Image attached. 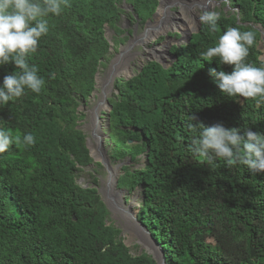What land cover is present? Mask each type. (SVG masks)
Masks as SVG:
<instances>
[{
	"label": "trees",
	"instance_id": "1",
	"mask_svg": "<svg viewBox=\"0 0 264 264\" xmlns=\"http://www.w3.org/2000/svg\"><path fill=\"white\" fill-rule=\"evenodd\" d=\"M68 2L59 16L48 17L49 32L29 59L45 80L41 93L26 90L0 104V129L36 141L0 154V264H155L146 253H130L107 222L99 194L78 185L76 175L93 161L78 108L94 90L98 69L113 59L104 33L123 34V5L132 8L131 24L144 25L158 0ZM221 4L217 33L200 25L188 43L172 46L166 67L143 63L128 79H116L108 99L110 157L143 159L140 169L123 167L117 185L130 193L141 187L137 220L162 247L166 264H264V173L228 167L215 156L208 162L190 149L197 132L188 129L189 116L194 125L264 135V103L221 94L215 73L232 67L201 58L228 27H239L256 33L247 62L264 66L258 49L264 0ZM15 71L13 64L0 66V87Z\"/></svg>",
	"mask_w": 264,
	"mask_h": 264
},
{
	"label": "clouds",
	"instance_id": "2",
	"mask_svg": "<svg viewBox=\"0 0 264 264\" xmlns=\"http://www.w3.org/2000/svg\"><path fill=\"white\" fill-rule=\"evenodd\" d=\"M208 4L209 10L200 14L199 22L206 25L211 33H217L221 12L215 10L213 0H208ZM66 7H70L68 0H0V66L13 64L17 69L3 78L0 104L7 105L9 101L22 97L26 90L37 95L41 93L45 80L38 75V67L29 64V59L37 52L41 38L49 32L48 17L59 16ZM256 43L254 31L241 32L239 27H228L214 47L201 53L202 60H217L233 69L231 73H215L221 94L264 103V66L256 67L247 62L249 50ZM188 119L191 121L188 129L197 132L190 145L195 156L208 162L215 156L225 161L228 167L240 164L253 173H264V135L245 130L241 136L236 128L226 129L220 124L211 127L194 125L195 117L189 116ZM22 142L34 146L36 141L30 133L21 140L10 130L0 129V154L7 152L13 144ZM106 150L111 160L109 148Z\"/></svg>",
	"mask_w": 264,
	"mask_h": 264
},
{
	"label": "rangeland",
	"instance_id": "3",
	"mask_svg": "<svg viewBox=\"0 0 264 264\" xmlns=\"http://www.w3.org/2000/svg\"><path fill=\"white\" fill-rule=\"evenodd\" d=\"M161 1H162L160 7L161 9H164L165 6H168V8L164 11H166V15H167L166 16L167 17L166 20L168 21L167 24H169L170 26L166 28H162L161 30L158 31L159 35L153 37L152 39L146 40L154 32V27H150V32L145 38L146 40L145 43L142 40H138V37L142 33H144L147 24L145 23L144 25H141L138 22L131 24L130 20L126 16V14L131 11L130 9H127L126 14L125 13L122 14L119 22V28L121 29V32L123 31L122 32L123 34L118 35L115 34L114 29L112 30L109 28L106 29L107 32L105 33L107 34L105 33L104 34L109 44V50H111V54L114 57L113 59H115L116 55L119 53V50L121 52L125 51L123 53L122 58H117L115 60V62L117 63L115 65V70H120L123 67L129 68V70L126 73H123V75L121 74V76H126L127 78H129L130 76H132L131 73H133V71H136L138 69L140 63H146L147 61H149V59H157L158 61H162L163 63L168 65L173 60V58L170 55L166 54V52L169 51L172 48V46L175 44L183 45L185 43V37L181 39V35L178 32H185V31L193 32L196 30L197 20H199V16L202 13L200 8L194 7L188 9L186 14H182L181 16H178L177 14H180L181 8L179 7L181 6V4L177 3L175 5H171L172 4L171 2H179V1L177 0H161ZM181 1L185 3V5H188L190 3L189 1L191 0H184V1L181 0ZM122 7H124V5ZM160 8L158 9V11L160 10ZM216 8L222 9V4L220 3L219 5H216L215 10ZM207 10H209V7ZM224 10L225 12L232 11V9L229 7H225ZM158 14L159 12L156 15ZM188 26L190 27L189 29ZM112 39L115 40L118 39L117 42L119 44L118 46L117 45L115 46L116 49L115 51L113 50L112 47L113 46ZM258 48L259 51L261 52L260 59L264 61V41L261 38L258 43ZM151 49L154 51L151 52ZM107 65L109 66V64ZM108 66H106L105 68L98 69L97 86L95 87V93L92 95V98L89 99L88 101L89 105H86V103L85 104L82 103L79 107V112L83 113V115H84L83 110H90L94 107V105L97 102L101 101L102 94H101L100 86L102 83H104L105 80H107ZM110 86L111 84L107 85V89L105 90L104 93V95H106L107 97L110 95V93L113 90V88H110ZM84 105L85 108H83ZM83 118H81V120L78 121V128L82 130V132L86 137H90L89 131L87 129V124H89V121L86 120L82 121ZM99 133L101 134V137L103 133L105 134V129H102V124L99 129ZM88 145L91 148L92 143L88 142ZM108 148L109 147L107 146L106 149ZM109 163L113 167H115L118 164L117 162L112 160H110ZM100 166L101 165L98 164L97 162L92 161V163H90V167L87 170L86 168L83 167L79 169V170L84 169V171H78V174L76 175V183L83 188H87L88 186L96 188L98 191L97 193L99 194L101 200L105 201L108 204L109 202L107 198V193H108L107 187L110 188V184L108 182L109 175L108 174L106 175L105 171H103L105 167L101 169ZM105 170L108 171L106 168ZM96 171H98V174L96 173ZM119 172H120L119 175H121L120 176V180H121V177L123 175L120 169ZM95 174H97V176ZM112 178L113 177L111 176V179ZM122 188H123L122 184L118 188L116 186L117 191L124 190ZM140 193H141V187H137L131 193L126 190L121 191L120 193L118 192L120 201L123 204H126L130 208L132 213L135 212L136 214L138 213V208L141 200ZM122 198L124 199V201L121 200ZM108 205H110V203ZM109 207L111 208V205ZM120 212L122 213H119L111 208V211H109L107 217V222L112 223L117 229H119L120 231L119 238L123 240L124 244L129 249L130 253L139 254V253H144L146 251L152 253L160 252L158 242L152 237L150 233L142 229V226L139 225L138 220L137 219L133 220L132 218L129 219V217L131 216L130 211L120 210Z\"/></svg>",
	"mask_w": 264,
	"mask_h": 264
},
{
	"label": "water",
	"instance_id": "4",
	"mask_svg": "<svg viewBox=\"0 0 264 264\" xmlns=\"http://www.w3.org/2000/svg\"><path fill=\"white\" fill-rule=\"evenodd\" d=\"M196 1H198V0H191V1H189V2H193L194 3L192 5V7H198V6H200V5H196L195 4ZM221 2H222V0H213V3L215 5H219ZM161 3H162V1L161 0H158V4H157V7H156V10L153 13L151 19H148L147 20V22H146L147 25H146L145 31L140 36H142L143 34H146V31L148 29V26L153 23V20L156 17L157 11L161 7ZM171 3H172L171 5L177 4V2H171ZM181 6L179 8H181ZM208 7H209V4L207 3V6H205V7H198V8H200L201 11L203 12L204 10H207ZM167 8H168V6H165L164 7V10H166ZM123 9L125 11H127V9H130L131 10L132 8L130 6L124 5ZM232 11H237V9H232ZM200 25L201 24H200L199 20H197V27H196V30L195 31H193V32H191V31L178 32L181 35V39H183L185 37V43H188L191 35L193 33L198 32V30L200 29ZM259 31L261 33V39L264 41V31H262L261 29ZM105 34H107V33H105ZM140 36L138 37V40H143V38L140 37ZM175 45H179V44H175ZM124 52H121L119 50V53L116 55L115 59H112V61L109 63L108 72H107L108 77H107V80H106L107 82L105 84H103L102 90L104 89L105 85L107 86L108 84H111L110 88H113L114 82L116 81L117 77L118 78H121L122 77L124 80L128 79L126 76H121V74H115V65L117 64L115 62V60L117 58H122ZM166 54L170 55V52L167 51ZM174 58H175V56H174ZM149 61H156L159 64H161L163 67H166V64L165 63H163L162 61H158L157 59H149ZM142 66H143V63H140V69H141ZM97 75H98V73L95 74V81L97 80ZM111 96H112V92L110 93V95L108 97L106 95H103V98L101 99V103L97 106L98 109L96 108V110H95V119L97 121L98 120L101 121L100 118H104V120L107 121V124H108V114H109V111L111 109V105L108 103V99ZM92 137H93V134H91V140H92ZM105 139H107V135L106 134L105 135H102L101 139L98 138L97 150L99 151V154H100V159L99 160H96L93 157V155L91 154V148L88 147L87 144H86V148H87V150L89 152V156H90V158H92L93 162H97V163L101 164L102 166H104L108 170V168L110 167V163H109L110 162V158L108 156V152H107V150L105 148V145H104ZM89 142H91V141H89ZM127 143L128 144H131L132 141H127ZM129 162H130V159H126V161H118V164L115 166V168H118L121 171V168L123 166H128L130 164ZM109 172H110V170H108V174L110 175ZM120 176L121 175H119V173H117V174H115V176L113 177V179L111 181L108 179V182L110 184V187L112 185V188L116 190V186L118 184V180H119V177ZM108 189L110 190L109 187H108ZM121 191H124V190H120L118 192L120 193ZM107 198H108V193H107ZM121 200L124 201L123 198ZM103 203L106 206L107 210L108 211H111L112 206L110 208L109 207L110 205H108L110 202L107 204L105 201H103ZM132 215H133V218L132 219L133 220H136L137 219V214L135 212H133ZM138 223H139V225L142 226V229L144 231H147V229L145 228V226L142 225L141 222L138 221ZM159 249H160V252L152 253V252L146 251L144 253H146L147 255H149L154 260L155 264H166V259H165L164 251H163V249H162V247L160 245H159Z\"/></svg>",
	"mask_w": 264,
	"mask_h": 264
},
{
	"label": "bare ground",
	"instance_id": "5",
	"mask_svg": "<svg viewBox=\"0 0 264 264\" xmlns=\"http://www.w3.org/2000/svg\"><path fill=\"white\" fill-rule=\"evenodd\" d=\"M177 1H179V2H177L178 4H181L182 6H181V9H180V14H177L178 16H181L182 14H186V12H187V10L188 9H191V8H194V7H192V5L194 4L193 2H190L188 5H185V3H183L181 0H177ZM184 1V0H183ZM207 3H208V0H198V1H196L195 2V4L196 5H200V6H198V7H204L205 5H207ZM159 12V14L158 15H156V17H155V20H154V22L152 23V24H150L149 26H148V29H147V31H146V34H143L141 37L143 38V42L145 43L146 42V40H148V39H152L153 37H155V36H157V35H159V33H158V31L159 30H161L162 28H166V27H169L170 25L169 24H167V15H166V11H164V9H161L160 8V10L159 11H157V13ZM174 13V12H173ZM170 14V13H169ZM177 22H178V20H177ZM187 22V21H186ZM186 24V23H185ZM183 25H184V22H183ZM172 26V25H171ZM150 27H154V32H153V34L149 37V38H147L146 40H145V38H146V36L149 34V32H150ZM174 28V27H173ZM188 28H190L189 26H188ZM166 30V29H165ZM164 30V31H165ZM163 31V32H164ZM148 49V48H147ZM153 50L151 49V52H152ZM129 70V68L128 67H123L122 69H120V70H115V74H122L123 75V73H126L127 71ZM100 127H101V122H99V121H96L95 119H93V123H92V125L89 127V130H90V132H92L93 133V137H92V139H93V141L94 142H96V143H98V138L99 139H101V137H100V133H99V129H100ZM91 154L93 155V157L96 159V160H99L100 159V154H99V151L97 150V147L94 145V146H92V148H91ZM108 170H110V175H109V177H108V179H111V176L112 177H114L115 176V174H117V173H120L119 172V169L118 168H115V167H113V166H111L110 165V167L108 168ZM113 179V178H112ZM111 179V180H112ZM110 180V181H111ZM108 188V187H107ZM106 191V190H105ZM107 192H108V202H110V205L112 206V208L115 210V211H117V212H119V213H122V212H120V210H124V211H130V214H131V216L129 217V219L130 218H133V213L131 212V210H130V208L126 205V204H123L121 201H120V197H119V194H118V191H116L115 189H113L112 188V185H111V187H110V190L108 191V189H107ZM131 206V205H130ZM124 214V213H123Z\"/></svg>",
	"mask_w": 264,
	"mask_h": 264
},
{
	"label": "flooded vegetation",
	"instance_id": "6",
	"mask_svg": "<svg viewBox=\"0 0 264 264\" xmlns=\"http://www.w3.org/2000/svg\"><path fill=\"white\" fill-rule=\"evenodd\" d=\"M114 58V57H113ZM108 66V65H107ZM107 81L105 80L104 81V83H102L101 84V86H100V90H101V94H102V98H103V95H104V93H105V90L107 89V86L105 85V87H104V89L102 90V86H103V84H105ZM97 86V83L95 84V86H94V90L92 91V93L90 94V96H89V98H88V100L86 101V102H82L83 104H85L86 103V105H89V99L90 98H92V95L95 93V87ZM81 103V104H82ZM101 103V101H99V102H97L95 105H94V107L92 108V109H90V110H83V112H84V118L82 119V121H84V120H86V121H89V124H87V129H88V131H89V135H90V137H91V134H93L92 132H90V130H89V127L92 125V123H93V119H95V110H96V108L98 109V105ZM80 107V106H79ZM83 108H85V105L83 106ZM78 110H79V108H78ZM101 119V121H99V122H102L101 124H102V129H105V134H107V130H108V124H107V121H105L104 120V118H100ZM81 120V119H80ZM79 120V121H80ZM96 120V119H95ZM97 121V120H96ZM81 130V129H80ZM82 131V130H81ZM104 133H103V135H105ZM100 137H101V134H100ZM91 139V138H90ZM88 140H89V137H86L85 136V146H86V144H87V146H88ZM91 143H92V145H91V147L92 146H96L97 147V143L96 142H94L93 141V139L91 140ZM105 144H106V142H105ZM107 146V145H106ZM144 156V155H143ZM138 158V161L137 162H129L130 164L128 165V166H123V167H131V168H135V169H140V168H142L143 167V159H142V156L140 155V156H138L137 157ZM111 160H112V158H111ZM113 161V160H112ZM126 161V160H125ZM90 167V164L89 165H87L86 167H83V168H86V170L88 169ZM93 167H95V166H93ZM101 167V169L102 168H104L102 165L100 166ZM123 167H122V169H123ZM121 169V172H122V175L124 174V171ZM85 170V171H86ZM82 171H84V169L82 170ZM98 171H99V168H98ZM98 171H96V173L98 174ZM103 171H105V174L107 175L108 174V171H106L105 170V168L103 169ZM97 174H95L96 176H97ZM109 175V174H108ZM109 177V176H108ZM96 179V178H95ZM125 189V188H124ZM97 190V189H96Z\"/></svg>",
	"mask_w": 264,
	"mask_h": 264
},
{
	"label": "crops",
	"instance_id": "7",
	"mask_svg": "<svg viewBox=\"0 0 264 264\" xmlns=\"http://www.w3.org/2000/svg\"><path fill=\"white\" fill-rule=\"evenodd\" d=\"M154 51V50H153Z\"/></svg>",
	"mask_w": 264,
	"mask_h": 264
}]
</instances>
